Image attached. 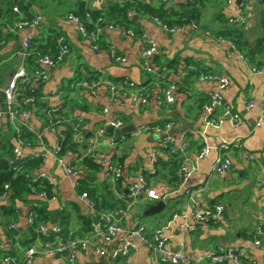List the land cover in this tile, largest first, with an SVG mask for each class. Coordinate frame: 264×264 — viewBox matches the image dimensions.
<instances>
[{
	"label": "crops",
	"instance_id": "obj_1",
	"mask_svg": "<svg viewBox=\"0 0 264 264\" xmlns=\"http://www.w3.org/2000/svg\"><path fill=\"white\" fill-rule=\"evenodd\" d=\"M18 1L28 4L32 14L41 18L35 29L23 28L8 33L0 45L1 87L24 60L20 44L23 36L30 34L37 47L52 50L57 35L64 34L70 46L62 63L44 67L48 78L37 87L31 114L20 116L34 131L42 132L47 146H57L59 132L66 128L60 123L56 130L45 129L47 111L62 106L64 114L83 119V129L86 133L90 131L91 136L110 119H123L125 124L133 122L136 129L144 124L171 121L168 135L179 141L186 131L188 147L185 156L169 154L162 146V134L135 129L130 133L113 134L114 144L107 142V135H100V143L94 148L98 167H88L82 160L79 154L83 148L67 147L63 151L64 161L77 166L76 174H67L51 154L37 157L39 164L29 172L33 176L49 177L53 181L49 188L52 194L42 197L39 193H30L15 199L13 208H0V264H5L2 260L5 254L16 258L23 254L33 236L28 220L33 207L43 214L48 234L60 227L62 235L74 233L78 237L87 235L92 226L100 225L96 211L112 207L122 211L124 232L108 242L98 239V245L105 247L102 253L96 252L93 245L86 250L76 248V264H117L111 260V251L129 240L135 244L129 256L131 263L153 264L148 246L139 238L129 237L136 219L146 226L148 236L157 234L170 249L181 247L184 253L206 259L210 253L229 245L238 247L242 256L253 260L254 264H264V226L257 237L259 242L254 241L256 225L264 224V73L251 70L253 65L264 64V0H0V25L3 27L19 17L11 10ZM126 3H129L130 17L122 10ZM189 7H193L191 16L187 13ZM86 10L99 13L97 18H100L99 27L104 38L97 49L80 36L66 16L68 12L81 16ZM151 16L166 20L171 23L169 25L182 22L180 24L185 26L181 31L168 32ZM191 21L197 22L200 28H190ZM141 33L154 41L159 48L158 54L146 59L141 57ZM227 38L235 41L237 50L247 60L237 51H229ZM106 41L124 56V62L112 61ZM189 64L207 67L227 78L228 84L221 90L223 104L210 106L209 95L219 91L218 85L193 77L188 70ZM146 65L152 70L147 71ZM97 74L113 81L127 80L131 86L125 93L116 92L112 96L105 84L94 90L80 85L93 81ZM183 77L186 85L175 92V101L164 103L163 85L178 82ZM1 93L0 90V108H3ZM230 112L238 115L239 124L231 121ZM0 137L10 149L1 156L9 165L18 159L12 155L16 145L21 150L19 159L24 161L36 159V154L43 150L33 138L30 146L20 144L4 115L0 117ZM88 138H84L85 145ZM232 140L241 142V148L230 152L232 169L225 174L213 172L216 147ZM204 148L206 151L202 153ZM247 154H252L254 160H248ZM184 157L192 168L186 178V186L194 191V200L189 204L187 193L174 194L176 189L169 184ZM102 159L106 162L116 160L121 166L118 192L126 193L129 185L137 181L138 170L143 171L147 190L130 207L127 208L125 199L108 187L107 165ZM82 189L90 193L89 198L80 196ZM167 197L170 198L164 209L142 215L148 206ZM90 198L96 202V210L89 206ZM8 202L9 196L0 200V207L9 205ZM215 202H222L225 207L220 223L192 220L189 214L192 208L210 207ZM175 213L183 216L173 217ZM189 224H195L196 228L190 230ZM13 232L17 238L12 236ZM32 264L70 263L61 256L36 255ZM224 264L235 263L228 258Z\"/></svg>",
	"mask_w": 264,
	"mask_h": 264
},
{
	"label": "built area",
	"instance_id": "obj_2",
	"mask_svg": "<svg viewBox=\"0 0 264 264\" xmlns=\"http://www.w3.org/2000/svg\"><path fill=\"white\" fill-rule=\"evenodd\" d=\"M192 0H190L191 2ZM195 0H193L194 2ZM260 2L261 0H254ZM11 10L19 15V17L10 25L3 27L0 25V45L4 43L6 35L8 33H15L18 29L28 28L30 30L35 29L39 26L40 16L37 14H32L30 9L22 11L17 4L11 6ZM66 16L73 22L76 30L82 38H86L90 41L91 46L95 49L99 48L102 38L101 28L99 27L100 18L95 20L92 18L89 11L85 13L84 17H81L72 12H68ZM130 16V14H129ZM151 18L164 30L168 32H178L183 29L184 24L176 23L169 25L161 18L157 16H151ZM239 23H242L241 20H234ZM93 23L91 27L90 24ZM189 27L198 30L200 25L195 22H189ZM129 34H135L133 30H127ZM142 40L141 46V57L146 59L149 56H153L159 53L158 46L154 43L153 40L147 39L144 33L140 34ZM229 44V51H237L239 56L244 60H247V57L238 51L236 43L233 39L227 38ZM21 47L23 49L24 60L19 63L15 69L12 71L11 76L6 82V87L3 89V108H0V117L5 116L7 122L11 129L17 132V139L20 144L30 146L32 144V139L22 138V131L25 129L28 132L33 134V139L35 143L42 147V152L37 153L34 158L44 157L46 154H51L55 156L56 161L60 164L63 170L67 174H76L77 166L74 164L66 163L64 161V153L62 152L61 141L64 138L63 132H59V143L55 147H49L43 139L42 132L34 131L26 121L20 119V116L28 117L31 114L32 107L35 104L37 87L42 82L48 78V72L44 67H55L62 63L67 56L70 46L67 42L66 36L64 34L57 35L55 44L53 45L52 50H42L37 47L36 43L33 40L32 35L27 34L21 39ZM106 48L109 52V55L114 63L124 62V56L118 51V49L109 41H106ZM28 57H32V62L28 61ZM147 71H151L149 65L145 66ZM188 70L190 74H193L198 80H210L217 83L219 91L210 93L209 101L210 106L215 107L217 105L223 104L221 90L225 88L228 84L227 78L216 71H213L207 67L198 68L194 64L188 65ZM251 70L254 73H264V64L262 65H253ZM105 84L108 90L111 92L112 96L116 92H124L128 90L131 86V83L127 80L113 81L109 78L97 74L93 81H90L88 84H80L83 87H89L91 90H94L98 85ZM186 85V79L183 77L178 82H168L162 87L163 102L171 104L175 101V92L180 88ZM145 88V87H143ZM0 90H2L0 84ZM251 104V102H248ZM264 109V103H263ZM59 113H56L58 112ZM232 115L230 117L231 121L237 125L240 122L238 115L230 112ZM47 124L45 129H55L58 124H71L73 125V138L83 143L85 142L84 135L81 130L83 119L81 117H70L64 114L62 106H57L51 108L47 111ZM55 117L56 120L51 118ZM50 122L48 123V121ZM125 124L123 119H110L101 124V127L97 130L96 134L88 138L86 147L83 149V154H93L96 156L94 148L100 143L101 134L107 135V142L114 144L116 138L113 134H106L105 128L107 126H112L113 128H120ZM172 126L171 121L155 122L151 124H144L139 126L137 132H154L157 134H162V146L167 150L169 154H182L186 155L188 147V134L186 131L182 132L181 138L177 141L175 138L168 135V131ZM241 148V142L239 140L224 141L218 144L216 147V155L212 164V171L219 174H225L232 169V163L230 159V152L233 149ZM206 149L202 150L204 153ZM21 154L20 147L16 145L12 148V155L17 160L13 161L9 165V169L13 172L12 176H15L19 171H23L24 160L19 159ZM247 159L252 161L254 157L252 154H247ZM155 163V158H152ZM107 165V172L105 173L106 183L108 187L118 196L123 197L126 202V207H130L135 201L142 197L148 186V182L143 174L142 170H138L137 181L129 185L127 193L118 192L117 185L122 174V169L119 163L116 160H110L106 162L102 159ZM191 167L187 164L186 159L181 160L179 167L175 172V178L170 181V186L173 189H179L181 185L186 182V178L191 171ZM31 174V173H30ZM33 176V175H32ZM45 181L48 185V188L52 187L53 181L45 176L44 174H39L32 177V182L34 181ZM76 187H79V184H75ZM0 200L4 199L6 196V191L9 189V183L6 182L0 186ZM174 190V192H176ZM187 193V202L188 204L194 200V191L186 189ZM39 195L42 197H50L52 193L48 192L47 189L43 188L39 192ZM81 197H88L89 194L86 190H81ZM89 198V197H88ZM89 206L96 210V202L93 199L88 200ZM194 207V206H190ZM224 205L221 202L212 203L210 207L206 208H192L189 212L190 217L193 221L208 223V224H218L224 218ZM118 208H103L96 211L99 215L100 225H94L87 232V235L83 237H78L74 233H69L66 238L60 236L61 228L55 227L52 232L49 234L52 235L51 239L42 240L40 237L35 238L30 244H28L23 251V254L18 258L5 254L2 257V260L5 264H32L33 259L36 255H51V256H61L64 257L70 264H76L74 250L76 248L86 250L90 245L94 246L96 252L102 253L105 250V247L98 245V239H102L104 242H108L115 235L120 232H124L125 227L121 221L122 211ZM181 217L183 215L175 213L173 217ZM31 227L34 228L35 232L39 234L46 233L45 221L38 219L34 214V211H30L28 217ZM12 229L16 230L14 224L10 225ZM263 223H259L255 228V243H258V236L263 232ZM195 224H189L188 228L190 230L195 229ZM48 233V232H47ZM129 237L139 238L143 241L150 250V256L153 264H201L203 257L194 256L183 252V248L178 247L175 249H170L166 246L163 239L157 236V234L152 237L146 234V226L141 222L140 219H136L133 222L132 228L129 230ZM15 238H17L15 236ZM15 242V241H14ZM17 243V242H15ZM135 249V244L130 240L125 242L124 245L120 248H116L111 251V260L115 261L117 264H132L129 256L130 253ZM232 259L235 264H254L253 260L245 259L238 247L227 246L220 248L219 251L210 253L207 256V264H224L226 259Z\"/></svg>",
	"mask_w": 264,
	"mask_h": 264
},
{
	"label": "trees",
	"instance_id": "obj_3",
	"mask_svg": "<svg viewBox=\"0 0 264 264\" xmlns=\"http://www.w3.org/2000/svg\"><path fill=\"white\" fill-rule=\"evenodd\" d=\"M15 4H17L22 11L30 9L29 5L26 4V3H23V1H18ZM128 5H129V3H126V6H124V8L122 10H124L125 16L130 17L129 16V12H128ZM188 9H189L187 11L188 16L193 15V7H189ZM87 11H89V10L84 11L83 15H81V16L84 17L85 13ZM152 11H154V10H152ZM89 12H90V14H91V16H92V18L94 20L99 15L98 12H91V11H89ZM148 13H150V12H148ZM128 17H127V19H129ZM179 23H182V22H179ZM169 24H171V23H169ZM90 26L92 27L93 23H91ZM32 60H33L32 57H28V61L29 62H32ZM56 113H59V111L56 112ZM51 119L53 121L56 120L55 117H53ZM49 122H50V120L48 121V123ZM65 126H66L65 130L62 131L63 134H64V138L61 141L62 152L67 147H70V146H75V148H77V150H78V147H81V148L84 149L86 147V145H85L86 140L83 143H80V142L76 141L73 138V128H72L73 125L65 124ZM81 130H82V133H83L84 138H85L86 131H84V129H83V123H82V126H81ZM12 132H13V136L17 139V137H16L17 132L15 130L14 131L12 130ZM21 135H22V138H24V139H32L33 138V134L28 132L25 129L22 131ZM9 150L10 149H9L7 143L0 137V159L2 158L1 157L2 154L7 152V151H9ZM79 155L83 156L82 160L86 163V165L88 167H98L99 166V163L96 160L97 158L95 156H93V154H88V153L87 154H83V152H82ZM38 164H39V159L38 158H36L34 160L30 159L28 161H25V163L22 166L23 171H21V172L19 171L15 176H12L13 172H11V170L9 168L3 169V168L0 167V186H2L6 182L9 183V189L6 191V196H5V197L9 196V202H8L9 205H7V204L6 205H1L0 208L2 210H6L7 208H10V207L13 208L14 200L15 199H20L24 195H28L30 193H38L43 188L47 189V191L50 192V190L48 188V185L46 184L45 181H39V180L38 181H34V182L31 181L33 176L30 174L29 170H31V168L36 167ZM174 178H175V174H174L172 179H174ZM85 188L89 190V188L87 186H85ZM82 190H84V189H82ZM31 209H32V211H34V214L36 215V217L38 219L44 220L43 214L36 207H33ZM31 231L33 233V236L28 241L27 244H30L37 237H40L42 240L51 239L52 238V235L48 234L47 232L45 234H39V233L35 232L34 228H32ZM67 235L68 234L62 235V230H61V232H60V236L61 237L66 238ZM12 236H15L14 232L12 233Z\"/></svg>",
	"mask_w": 264,
	"mask_h": 264
},
{
	"label": "water",
	"instance_id": "obj_4",
	"mask_svg": "<svg viewBox=\"0 0 264 264\" xmlns=\"http://www.w3.org/2000/svg\"><path fill=\"white\" fill-rule=\"evenodd\" d=\"M6 84L2 87V96H3V89H5ZM136 129V125L133 122L127 123L123 126H121L120 128H113L112 126H107V131L105 133H111V134H116V135H121V134H125V133H130V132H134ZM91 136V132H87L86 133V138ZM9 165L8 160L6 159H0V167L2 168H7ZM188 188V186H186V182H184L181 187L177 190V192H172L174 194H179V195H183L184 191ZM128 189H126V193H127ZM170 195V194H169ZM167 198H161L160 200H158L156 203L151 204L150 206H148L145 210H143L142 215L143 216H147V215H151V214H155L159 211H161L162 209H164V207L166 206L167 203ZM204 263V262H203Z\"/></svg>",
	"mask_w": 264,
	"mask_h": 264
},
{
	"label": "flooded vegetation",
	"instance_id": "obj_5",
	"mask_svg": "<svg viewBox=\"0 0 264 264\" xmlns=\"http://www.w3.org/2000/svg\"><path fill=\"white\" fill-rule=\"evenodd\" d=\"M90 137H91V136H90ZM246 158H247V156H246ZM127 189H128V188H127ZM187 189H189V187H188ZM184 193H185V191H184ZM221 203H222V202H221ZM222 204H223V203H222ZM223 205H224V204H223ZM224 208H225V207H224ZM224 210H225V209H224ZM223 219H224V218H223ZM219 223H220V222H219ZM258 224H259V223H258ZM258 224H257V225H258ZM257 225H256V226H257ZM195 228H196V227H195ZM255 228H256V227H255ZM254 232H255V229H254ZM254 235H255V234H254ZM228 246H229V245H228ZM226 247H227V246H226ZM234 247H235V246H234ZM203 262H204V263H203ZM205 263L207 264V257H206V259L203 258V259H202V262H201V264H205Z\"/></svg>",
	"mask_w": 264,
	"mask_h": 264
},
{
	"label": "rangeland",
	"instance_id": "obj_6",
	"mask_svg": "<svg viewBox=\"0 0 264 264\" xmlns=\"http://www.w3.org/2000/svg\"><path fill=\"white\" fill-rule=\"evenodd\" d=\"M142 220L145 222V219L142 218Z\"/></svg>",
	"mask_w": 264,
	"mask_h": 264
}]
</instances>
